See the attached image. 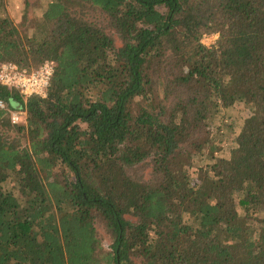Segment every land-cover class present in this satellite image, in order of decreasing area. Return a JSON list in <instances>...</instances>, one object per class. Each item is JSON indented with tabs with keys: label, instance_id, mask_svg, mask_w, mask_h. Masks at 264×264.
<instances>
[{
	"label": "trees",
	"instance_id": "obj_1",
	"mask_svg": "<svg viewBox=\"0 0 264 264\" xmlns=\"http://www.w3.org/2000/svg\"><path fill=\"white\" fill-rule=\"evenodd\" d=\"M3 9L0 64L56 66L0 84V264H264V0H48L31 36Z\"/></svg>",
	"mask_w": 264,
	"mask_h": 264
},
{
	"label": "rangeland",
	"instance_id": "obj_2",
	"mask_svg": "<svg viewBox=\"0 0 264 264\" xmlns=\"http://www.w3.org/2000/svg\"><path fill=\"white\" fill-rule=\"evenodd\" d=\"M48 0H30L29 4H26L24 0H4V9L3 13H7L14 20L15 24L19 27L22 34L31 36L33 33L34 23H38V20L42 17V12L44 8L47 6ZM218 35L211 34L205 35L203 42L211 46L215 43ZM246 111H236V109L228 110L222 120H218L223 122V130L220 134L219 139V151L220 154H227L229 150V140L233 137V134L238 130L239 125L242 122V119L246 116ZM233 123L235 127H230L227 124L224 125V122ZM218 125V124H217ZM237 129V130H236ZM146 172L149 169L145 170ZM104 243L107 247L110 246V242L105 236Z\"/></svg>",
	"mask_w": 264,
	"mask_h": 264
},
{
	"label": "built area",
	"instance_id": "obj_3",
	"mask_svg": "<svg viewBox=\"0 0 264 264\" xmlns=\"http://www.w3.org/2000/svg\"><path fill=\"white\" fill-rule=\"evenodd\" d=\"M55 66L56 63L53 60L45 61L36 69L22 68L14 62H4L0 64V84L18 89L24 96L40 95L45 97ZM4 106V102L0 100V107ZM25 115L26 113L22 109H15L11 113V118L13 122L19 123L25 118Z\"/></svg>",
	"mask_w": 264,
	"mask_h": 264
}]
</instances>
